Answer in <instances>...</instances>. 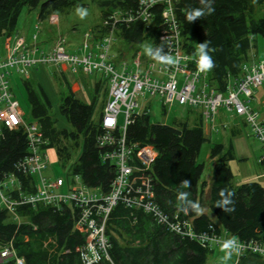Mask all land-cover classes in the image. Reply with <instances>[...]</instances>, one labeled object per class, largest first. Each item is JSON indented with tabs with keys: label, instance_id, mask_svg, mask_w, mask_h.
<instances>
[{
	"label": "trees",
	"instance_id": "1",
	"mask_svg": "<svg viewBox=\"0 0 264 264\" xmlns=\"http://www.w3.org/2000/svg\"><path fill=\"white\" fill-rule=\"evenodd\" d=\"M139 1L99 0L101 20L113 10L123 14L132 13ZM253 4L264 5V0H177L174 4L181 51L199 61L197 47L200 43L207 42L210 48L215 49L209 53L214 67L206 72L208 82L219 92L224 90L229 77L235 78L249 54L256 55L255 38L264 39V17L254 18L251 15ZM80 5L82 0H0V38L16 35L17 18L23 7H38L37 18L46 19ZM209 7L214 11L209 13ZM195 10L205 14L189 22L187 15ZM148 12L150 20L146 24L141 20L118 23L115 36L130 45L140 46L144 43L152 48L154 54L158 51L160 55H165L167 46L159 40L162 29L161 6L152 5ZM97 27V37L93 38L92 44L98 43L105 32L102 27ZM147 56L150 60L160 62L154 55ZM61 80L66 92L57 108L60 126L48 115L50 103L41 87L33 84V88L28 79L21 80L30 118L38 126L45 141L40 149L52 150L61 168L77 152V157L67 168V176H77L85 187L101 194L106 193L115 170L111 162L100 159V154L107 148H100L96 144L107 96L106 80L100 76L98 81L93 82L87 100L78 98L70 90L67 81L64 78ZM198 119L195 127L188 128L186 123L174 126L151 124L146 115L135 116L127 125L124 137L127 145H150L156 151L150 176L153 202L159 210L167 216L176 212L181 217L189 218L194 232H203L214 224L205 215H198L202 187L205 185L202 182L198 188L202 165L197 164L195 158L200 145L205 141L201 119ZM27 153L28 142L21 127L14 130L1 129L0 179L5 174L14 175L25 194L32 191L33 187H28L27 182L33 183L34 178L22 176L15 170V165ZM221 153L220 144H214L209 151V158L217 159L211 169L208 210L215 221L237 240H262L264 188L256 182L233 187L230 184L232 176L226 165L231 156L227 152ZM184 180L190 182L186 188L181 186ZM225 189L226 195L233 193L230 198L234 204L229 205V208H234L232 211L226 212L217 207V201L221 199L219 193ZM181 193L186 194L183 201L179 199ZM15 212L19 218L18 223L0 208V245L10 243L14 254L22 259L23 264H82L76 248L84 243L85 235L73 226L77 218L75 208L36 204L33 207L19 206ZM119 229L131 234L130 241L137 240L139 244L121 247L114 236L119 234ZM105 235L110 243L108 254L111 264H203L208 253L196 242L164 229L150 214L129 209L119 202L108 216ZM48 240L51 243L45 245ZM247 257L255 262L264 261L262 257L248 254L237 263L249 264ZM97 264L110 263L101 261Z\"/></svg>",
	"mask_w": 264,
	"mask_h": 264
},
{
	"label": "built area",
	"instance_id": "2",
	"mask_svg": "<svg viewBox=\"0 0 264 264\" xmlns=\"http://www.w3.org/2000/svg\"><path fill=\"white\" fill-rule=\"evenodd\" d=\"M176 1L140 0L132 13L123 14L117 10L113 15L106 16L100 24L105 32L98 43L92 44L90 32L83 34L80 45L82 56L79 58L66 53L60 39L45 54L37 51L35 36H32V43L27 46L24 39L17 36H14L12 47L5 44V54L0 59V132L2 128H22L28 142V153L15 165V170L24 177H33L34 182H27V186L33 189L25 194L15 176L5 174L0 179V208L17 223L19 218L15 209L19 206L33 207L42 204L55 208L63 205L75 208L77 218L73 226L85 235L84 243L76 248L82 264H97L101 261L111 264L108 254L110 243L105 235V228L108 216L118 202L129 209L150 214L164 229L194 241L206 250L220 248L225 241L234 240L239 245V252L232 254L236 260L248 254L264 258V239L238 241L223 237L211 225L207 231L194 232L188 218L181 217L176 212L171 216L162 213L153 202L150 176L156 151L150 145L125 143L127 125L133 117L146 113L143 109L137 111V99L157 97L162 108L175 103L199 109L203 122L213 123L219 112L242 118L250 134L260 144L259 162L264 165V46L262 60H257V55L250 53L240 65L235 78L227 79L224 90L217 91L208 82L206 70L198 67V60L181 51L174 15ZM155 4L161 6L162 29L159 40L166 44L165 55L174 63L166 64L148 59L142 64L138 54L131 59L132 70L124 62L120 65L112 63L109 50L116 25L135 20L146 24L150 20L148 10ZM51 23L54 24L52 19ZM37 64L55 65L71 72L79 69L84 75L96 73L106 80L107 96L99 122L101 132L96 137L98 147L107 148L100 154L101 161L111 162L115 170L106 193L101 194L85 187L77 176L69 177L67 182L61 178L47 179L43 176L49 163L46 151L40 149L45 141L36 123L23 119V113L10 92L7 79L8 69L26 76L27 70ZM141 64L142 68L139 69ZM256 104L262 112L256 108ZM119 113L123 114V123L118 126ZM261 237L264 238V231ZM8 262L23 264L22 259L14 254L10 243L0 245V263Z\"/></svg>",
	"mask_w": 264,
	"mask_h": 264
},
{
	"label": "rangeland",
	"instance_id": "3",
	"mask_svg": "<svg viewBox=\"0 0 264 264\" xmlns=\"http://www.w3.org/2000/svg\"><path fill=\"white\" fill-rule=\"evenodd\" d=\"M99 0H82V5L68 9L66 11L58 12L55 15H50L46 19H38L37 12L38 7L29 9L23 7L18 15L16 23V33L20 36L27 38L26 44L32 43L31 37L36 36L34 45L38 52L48 53L55 43L60 39L63 48L66 53L81 57L82 52L80 45L83 40V34L90 32L93 38L97 37L98 27H101L100 9L98 7ZM78 8L86 10V15L81 19L77 12ZM252 13L255 17H264V5L253 4L251 6ZM117 10H113L109 15H113ZM55 18V21H54ZM116 18L118 16L116 15ZM51 19L54 24L51 23ZM3 38H0V59H3L2 44ZM256 41V55L257 60H262V49L264 46V39L260 37L255 38ZM14 38L8 41V46L12 47ZM252 43V42H251ZM147 45L141 44L136 46L134 44H126L120 39L116 38L115 33L113 34V42L109 50V56L111 61L115 64L128 63L131 59L138 54L143 64L149 59L145 51ZM132 55V56H131ZM132 57V58H131ZM142 64L139 69L142 68ZM58 66L55 65H35L27 70V75H18L13 71L9 70V89L18 104L19 109L23 113V119L26 122H34L29 115V105L26 99L25 91L22 87L21 80L28 79L33 84L41 87L44 91L47 99L49 100L50 107L48 115L55 120L58 126V112L57 108L60 103L61 97L65 95L66 89L64 83L56 74ZM133 69V68H132ZM66 80L71 84L76 83L79 90L76 91L75 95L81 100H87L89 93V86L86 83L87 80L95 78L94 75L83 76L82 73L77 69L76 73H64ZM90 85V84H89ZM103 87V84H102ZM91 88V85H90ZM101 94L98 95V102L100 101ZM138 106H143L149 117V122L152 124H161L166 126H173L178 123H186L191 126L195 122V117L201 116L200 110L196 108H186L182 105L173 104L170 107L165 108L163 113L162 107L157 97H146L145 99H137ZM252 106V105H251ZM123 110V108H120ZM134 110H137L135 108ZM231 116V115H229ZM97 117V114L95 115ZM226 129L219 130L218 134H213L209 138H206L199 148L195 161L197 164L202 165V171L199 178L200 181H208L210 178V171L213 164L211 159H208V149L214 142L222 144L225 148L231 143L233 147V153L235 159L228 162L229 169L232 174V183L237 184L241 179L251 180L254 175L260 172L264 173V166L259 163V157L261 155V148L259 142L250 134L247 125L243 124L241 118L238 117H225ZM123 123V114L119 113L117 117L118 126ZM235 127L238 133L232 136L229 128ZM48 156L51 160L52 153L49 151ZM77 157V152L73 154L70 161L61 168L55 164L47 163L43 176L47 179L61 178L64 182H67L69 177L67 176V168L73 160ZM54 158V157H53ZM264 187V178L255 179ZM47 243H51L48 240ZM48 248V247H47ZM220 248H214L212 253H208L206 256L205 264H221V258L225 255V252ZM48 250H50L48 248ZM249 264H264V261H253L250 257H247ZM235 258L232 255L231 259L227 261V264H235ZM239 264V263H237Z\"/></svg>",
	"mask_w": 264,
	"mask_h": 264
},
{
	"label": "crops",
	"instance_id": "4",
	"mask_svg": "<svg viewBox=\"0 0 264 264\" xmlns=\"http://www.w3.org/2000/svg\"><path fill=\"white\" fill-rule=\"evenodd\" d=\"M14 36H17V37H22L23 39H24V41H25V45L27 46V44H26V42H27V38L24 36H20V34L19 35H14ZM14 36H9V37H5V38H3V44H2V54H3V56H4V54H5V44L6 43H8V41H10L11 39H13L14 38ZM33 36H35V35H33ZM32 38V37H31ZM8 39V41H6ZM35 40H36V36H35ZM35 42V41H34ZM110 60H111V57H110ZM130 62L131 61H129L127 64H129V69L130 70H132V67H131V65H130ZM68 72L69 73H76V72H71L69 69H67V68H60L59 66H58V69L56 70V74H58L59 76V78H64L65 80H66V78H65V76H64V73H66V74H68ZM83 76H86V78L85 79H88L87 78V76L88 75H84V74H82ZM90 75V74H89ZM91 75H94L95 76V78H93V79H91V81L90 80H87L86 81V83L88 84V86H89V89H90V85H92L93 84V82L95 81H98L99 79H100V76H99V74H96V73H92ZM67 81V80H66ZM67 83L70 85V90L75 94L76 93V91H78L79 90V88H78V86L76 85V83H69L68 81H67ZM90 84V85H89ZM11 92V91H10ZM12 94V93H11ZM14 98V97H13ZM139 108H138V110L137 111H141V109H143V110H145V112H146V109H144L143 108V106H138ZM256 108H259V106H258V104H256ZM162 110H163V113H165V108H162ZM259 111L260 112H262V109H260L259 108ZM261 115L263 114V113H260ZM145 115L148 117V114H147V112L145 113ZM229 115H231V116H229ZM230 117V118H232V117H238V116H235V115H233V114H227V113H224V112H219L218 113V115H217V117L214 119V121H213V123H208V122H203V120H202V118H201V116H197V117H195V122L191 125V126H188V128H191V127H195L196 126V123H197V120H199L198 118H200L201 119V129H202V135H203V138H204V140H207L206 138H209L211 135H213V134H218L219 133V130H224V129H226L227 127H226V122H225V117ZM239 119H240V117H238ZM148 120H149V117H148ZM241 121L243 122V124H245L244 123V121L242 120V118H241ZM150 123V122H149ZM152 124V123H151ZM246 125V124H245ZM174 126V125H173ZM229 131H230V133H231V135L232 136H235L237 133H238V131H237V129L235 128V127H231V128H229ZM214 144H220V143H216V142H214V143H212L211 145H210V147H209V149H208V159H210L209 158V151H210V148L214 145ZM221 146H222V153L220 154V155H222V154H224L225 152H227L230 156H231V159L229 160V161H227L226 162V165L228 166V162H230V161H233L234 159H235V157H234V153H233V147H232V145H231V143L228 145V147L227 148H225L222 144H220ZM51 152L52 153V155H53V157L51 156V160H50V158H49V156H48V161H49V163L50 164H55V163H57L56 162V158H55V156H54V153H53V151L52 150H47L46 151V153H47V155H48V152ZM217 158L216 157H214V158H212L211 160L213 161V164L215 163V160H216ZM260 163V162H259ZM212 164V165H213ZM261 164V163H260ZM262 165V164H261ZM262 166H264V165H262ZM228 168H229V166H228ZM211 169H212V167H211ZM230 170V169H229ZM230 173H231V171H230ZM231 176H232V174H231ZM262 178H264V173L263 172H260V173H258L257 175H254L253 177H252V179L251 180H245V179H241L237 184H234V183H232V178H231V180H230V184L233 186V187H237V186H239L240 184H243V183H246V182H256V183H258L255 179H262ZM33 182H34V180H33ZM202 182H204V187H202V197H201V202H200V204H199V206H198V215H201V214H203V215H205L210 221H211V223H213L214 224V226H215V228H216V231H217V233H220L223 237H231V238H234V239H236L235 237H232L231 235H229L216 221H215V219H214V217H213V215L209 212V210H208V207H207V205H208V203H209V190H210V184H211V171H210V178H209V180L208 181H198V188H200V185H201V183ZM261 187H263L260 183H258ZM264 188V187H263ZM189 219V218H188ZM190 221H191V219H189ZM118 232H119V234L118 235H114V232H112V231H110L109 230V233L111 234V235H114L115 237H116V239H117V241H118V243H119V245L121 246V247H123V246H136V245H138L139 243H138V241L137 240H135V241H130L131 240V234H129V233H127V232H123V231H121L120 229L118 230ZM239 241V240H238ZM214 249V248H213ZM213 249L212 250H208V253H212V251H213ZM208 253L205 255V260H204V263L203 264H205V261H206V256L208 255ZM234 256V255H233ZM234 258H235V256H234ZM240 259V258H239ZM239 259H237L236 260V258H235V261H236V263L239 261ZM235 263V264H236Z\"/></svg>",
	"mask_w": 264,
	"mask_h": 264
},
{
	"label": "clouds",
	"instance_id": "5",
	"mask_svg": "<svg viewBox=\"0 0 264 264\" xmlns=\"http://www.w3.org/2000/svg\"><path fill=\"white\" fill-rule=\"evenodd\" d=\"M214 11L211 7L208 8V12L211 13ZM78 14L80 15L81 19L84 18V16L87 14L85 9L78 8L77 9ZM205 13L201 10H195L192 12H189L187 15V19L189 22L195 21L197 18L203 16ZM146 53L149 54L150 56H155L158 58L161 62L166 63V64H173L174 61L166 56V55H160V53L157 51L155 54L153 53L152 48L149 46L145 49ZM215 49L210 48L209 44L207 42L200 43L197 47V55L199 56V61H198V67L204 69V70H211L214 67V61L212 59V56L209 54L210 52H214ZM189 181L184 180L182 181L181 186L182 187H188L189 186ZM225 190H221L219 195L221 196V199L217 201V207L222 208L224 211H232L234 208H229V205H233L234 202L231 200V196L233 193H228L227 195ZM186 194L181 193L179 199L180 201H183L185 198ZM222 251L225 252V255L221 258V264H227V261L231 259V256L233 252H239V245L234 241V240H229L225 241L222 245Z\"/></svg>",
	"mask_w": 264,
	"mask_h": 264
},
{
	"label": "bare ground",
	"instance_id": "6",
	"mask_svg": "<svg viewBox=\"0 0 264 264\" xmlns=\"http://www.w3.org/2000/svg\"><path fill=\"white\" fill-rule=\"evenodd\" d=\"M228 79H230V77Z\"/></svg>",
	"mask_w": 264,
	"mask_h": 264
}]
</instances>
